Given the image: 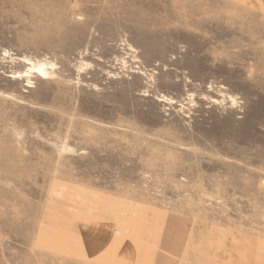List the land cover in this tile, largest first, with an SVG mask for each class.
I'll list each match as a JSON object with an SVG mask.
<instances>
[{"label": "rangeland", "instance_id": "374dc122", "mask_svg": "<svg viewBox=\"0 0 264 264\" xmlns=\"http://www.w3.org/2000/svg\"><path fill=\"white\" fill-rule=\"evenodd\" d=\"M0 264H264V0H0Z\"/></svg>", "mask_w": 264, "mask_h": 264}, {"label": "bare ground", "instance_id": "6f19581e", "mask_svg": "<svg viewBox=\"0 0 264 264\" xmlns=\"http://www.w3.org/2000/svg\"><path fill=\"white\" fill-rule=\"evenodd\" d=\"M45 69H46V68H45ZM40 73L44 74L43 70H42Z\"/></svg>", "mask_w": 264, "mask_h": 264}]
</instances>
